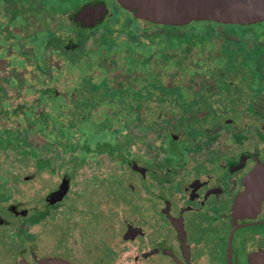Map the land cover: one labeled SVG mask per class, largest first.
<instances>
[{"label": "flooded vegetation", "instance_id": "af4514ba", "mask_svg": "<svg viewBox=\"0 0 264 264\" xmlns=\"http://www.w3.org/2000/svg\"><path fill=\"white\" fill-rule=\"evenodd\" d=\"M0 180V264H264V20L0 0Z\"/></svg>", "mask_w": 264, "mask_h": 264}, {"label": "water", "instance_id": "95a60500", "mask_svg": "<svg viewBox=\"0 0 264 264\" xmlns=\"http://www.w3.org/2000/svg\"><path fill=\"white\" fill-rule=\"evenodd\" d=\"M135 16L154 23L182 25L192 21L248 24L264 20V0H117ZM68 190L63 180L50 195L52 203L61 201ZM58 259H43L39 264H60ZM18 264H26L24 261Z\"/></svg>", "mask_w": 264, "mask_h": 264}, {"label": "rangeland", "instance_id": "374dc122", "mask_svg": "<svg viewBox=\"0 0 264 264\" xmlns=\"http://www.w3.org/2000/svg\"><path fill=\"white\" fill-rule=\"evenodd\" d=\"M1 179H4V175H1ZM58 214L55 213L53 215ZM69 225L70 224L66 222L65 219L59 216H53L47 222L36 224L31 233L36 245L39 244V246L45 250L54 251L64 246L68 237L74 234V228ZM0 247H4L2 242H0ZM6 253L5 251V254L1 255L5 256Z\"/></svg>", "mask_w": 264, "mask_h": 264}]
</instances>
